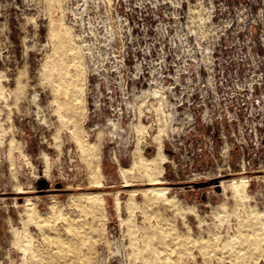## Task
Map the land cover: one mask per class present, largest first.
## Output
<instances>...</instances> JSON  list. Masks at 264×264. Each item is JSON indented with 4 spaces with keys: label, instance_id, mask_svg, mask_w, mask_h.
<instances>
[{
    "label": "rangeland",
    "instance_id": "obj_1",
    "mask_svg": "<svg viewBox=\"0 0 264 264\" xmlns=\"http://www.w3.org/2000/svg\"><path fill=\"white\" fill-rule=\"evenodd\" d=\"M263 226L264 0H0V264H264Z\"/></svg>",
    "mask_w": 264,
    "mask_h": 264
},
{
    "label": "bare ground",
    "instance_id": "obj_2",
    "mask_svg": "<svg viewBox=\"0 0 264 264\" xmlns=\"http://www.w3.org/2000/svg\"><path fill=\"white\" fill-rule=\"evenodd\" d=\"M66 46H68L67 43L62 44V47H66ZM58 48L59 47H55V50H57ZM56 73L58 74L57 78H59L60 81H64L67 78L66 71H64V70H62L61 72L57 71ZM67 92L73 96V99H78L79 92L77 91L75 84H73V83L68 84ZM67 95L68 94H64L63 98L66 99L68 97ZM155 95L157 96V94H155ZM35 98H36V96H35ZM159 138H157L159 144L157 145L156 152L153 156H151L150 158L146 157L145 155L142 154V151L138 150L134 156L133 166L128 167V168L127 167H125V168L121 167L119 169L120 175L123 178H125L126 181H129V177L134 176L135 172L143 171L147 176H149L148 181L152 182L153 184H157L158 182H160L159 177L163 173L162 163L165 161L166 155H165V152L163 150L161 137L159 136ZM92 153L94 154L95 152L92 151ZM95 161H96V163H95L96 164V172L99 173V175L103 176V172L101 169V164H100L99 158H97V160H95ZM247 186H248V178L243 176V177H240L238 179H236V178L232 179L229 183L224 185L223 189L225 191H229L232 194V196L240 198L243 194L248 193ZM167 190H168L167 187L158 186V185H152L151 187L143 188L141 190L127 189V193L129 195V200L127 202L126 207H128L129 209H132L133 205L137 204L135 196L137 195L138 192H142V194L144 196V202L146 203V205L147 204H153V203L155 204V202H164V203H172L173 202L174 203V201L171 200L166 195ZM31 199L32 198L30 196L26 198V201L24 204L25 210L27 211L28 216L30 218H35L37 216V213H36L37 211H36L35 205L31 201ZM237 201H240V200H237ZM75 202H76L77 206L79 207L81 214H82V212L83 213L84 212L85 213H91V214H93L94 217H97V216L103 215L105 213V198L103 196V193H101V192L85 193L84 195H81L77 199H75ZM115 203H116V208L119 211L121 209V201H120V197L118 195L115 198ZM171 206H172V204H171ZM190 210L194 211L193 208ZM68 231H69L68 240L70 239L69 243H73V242L75 243V241L78 237L77 233L72 229H69ZM57 242H60L62 244V246L65 243H67L64 239H58ZM145 242L150 244V245L151 244H155V245L157 244L158 245L159 243H163V242H154L151 237H147V240H145ZM209 243H210L209 241H205V242L203 241L202 244L208 245ZM86 244H87V242L84 240L82 245H86ZM84 248H86V247H84ZM90 248L88 246L87 249H90ZM63 249H64V247H63ZM257 249H259V248H257ZM143 253H144L143 254L144 257L149 256L147 250L143 251ZM154 256L157 257L156 252H155Z\"/></svg>",
    "mask_w": 264,
    "mask_h": 264
},
{
    "label": "water",
    "instance_id": "obj_3",
    "mask_svg": "<svg viewBox=\"0 0 264 264\" xmlns=\"http://www.w3.org/2000/svg\"><path fill=\"white\" fill-rule=\"evenodd\" d=\"M45 183V182H44Z\"/></svg>",
    "mask_w": 264,
    "mask_h": 264
}]
</instances>
